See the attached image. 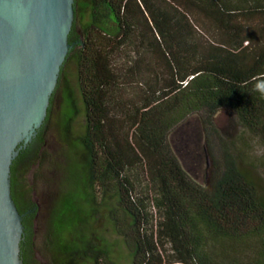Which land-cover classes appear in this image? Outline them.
I'll list each match as a JSON object with an SVG mask.
<instances>
[{
	"label": "trees",
	"instance_id": "1",
	"mask_svg": "<svg viewBox=\"0 0 264 264\" xmlns=\"http://www.w3.org/2000/svg\"><path fill=\"white\" fill-rule=\"evenodd\" d=\"M76 2L81 31L68 52L84 122L65 187L49 209L51 264H121L109 233L126 249L125 264H264V189L252 170L224 152L221 168L199 182L168 140L188 115L202 112L210 123L222 108L253 135L264 134V0ZM126 46L159 61L160 75L154 63L116 67L112 53ZM131 84L140 93L126 97ZM66 96H74L68 87L64 103ZM76 113H64L65 135ZM41 141L42 131L10 171L24 264H40L27 173ZM23 159L19 181L15 165ZM100 207L109 223L101 234L90 222Z\"/></svg>",
	"mask_w": 264,
	"mask_h": 264
},
{
	"label": "rangeland",
	"instance_id": "2",
	"mask_svg": "<svg viewBox=\"0 0 264 264\" xmlns=\"http://www.w3.org/2000/svg\"><path fill=\"white\" fill-rule=\"evenodd\" d=\"M78 5L76 0H72V18L67 35L70 32L76 36L80 34ZM67 53L50 114L42 130V141L37 148L39 158L27 173L35 188L37 211L34 215L33 240L40 264H51L49 253L44 247L49 234V209L65 187V177L74 162L72 142L83 130V113L75 87V65L71 58L72 51ZM140 57L143 60L140 61ZM111 61L116 67L124 69L130 63H154L158 75L161 73L159 61H154L147 53H141L140 49L122 47L112 53ZM66 87L71 89L74 96H66L65 104L63 89ZM139 87L137 84L126 86L124 96L134 97L140 93ZM75 110L77 113L70 121L65 135L64 113L72 117ZM202 116V112L192 113L168 133L171 148L184 170L195 180L206 182L221 168L223 154L228 152L234 157L238 156L252 170L259 186L264 189V134L256 136L250 133L229 109H219L210 118V123H202ZM93 221L100 225L98 232L101 234L109 224L103 207L98 208L90 217V222ZM105 237L113 244V258L125 264L127 254L121 240L110 233Z\"/></svg>",
	"mask_w": 264,
	"mask_h": 264
},
{
	"label": "water",
	"instance_id": "3",
	"mask_svg": "<svg viewBox=\"0 0 264 264\" xmlns=\"http://www.w3.org/2000/svg\"><path fill=\"white\" fill-rule=\"evenodd\" d=\"M71 2L0 0V264H24L23 219L10 171L47 123L75 43L67 40Z\"/></svg>",
	"mask_w": 264,
	"mask_h": 264
},
{
	"label": "flooded vegetation",
	"instance_id": "4",
	"mask_svg": "<svg viewBox=\"0 0 264 264\" xmlns=\"http://www.w3.org/2000/svg\"><path fill=\"white\" fill-rule=\"evenodd\" d=\"M75 36L74 34H71V32L67 35V40L68 42H75ZM79 36V34H78ZM27 161V159H23V160H19L17 161L16 165H15V173H16V176L18 178V180L20 181L23 177V174H22V168L25 164V162Z\"/></svg>",
	"mask_w": 264,
	"mask_h": 264
},
{
	"label": "clouds",
	"instance_id": "5",
	"mask_svg": "<svg viewBox=\"0 0 264 264\" xmlns=\"http://www.w3.org/2000/svg\"><path fill=\"white\" fill-rule=\"evenodd\" d=\"M258 91H259L261 97H264V87H260V88L258 89Z\"/></svg>",
	"mask_w": 264,
	"mask_h": 264
}]
</instances>
